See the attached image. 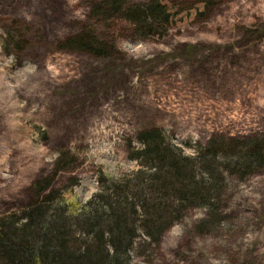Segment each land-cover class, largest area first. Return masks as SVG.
I'll list each match as a JSON object with an SVG mask.
<instances>
[{
    "label": "rangeland",
    "instance_id": "obj_1",
    "mask_svg": "<svg viewBox=\"0 0 264 264\" xmlns=\"http://www.w3.org/2000/svg\"><path fill=\"white\" fill-rule=\"evenodd\" d=\"M91 1L0 0V216L20 215L45 177L53 208L75 215L100 176L140 168L130 155L143 130L188 155L213 136L264 138V0H202L142 40L120 19L88 25L114 42L109 57L61 45L90 21ZM60 152L68 169L54 176ZM225 185L221 216L189 206L158 243L138 219L129 263L264 264V168Z\"/></svg>",
    "mask_w": 264,
    "mask_h": 264
},
{
    "label": "trees",
    "instance_id": "obj_2",
    "mask_svg": "<svg viewBox=\"0 0 264 264\" xmlns=\"http://www.w3.org/2000/svg\"><path fill=\"white\" fill-rule=\"evenodd\" d=\"M200 1L187 9L169 0H93L91 22L87 20L61 45L109 57L116 53L114 42L102 41L101 31H88V25L109 26V20L120 19L138 39L162 36L184 14L198 9L195 5ZM138 139L142 146L130 158L140 168L119 180L100 176V190L73 216L65 215L63 207L53 208L52 196L58 197L52 190L54 178L37 181L35 201L14 218L0 216V260L5 264H130L138 219L145 234L158 243L189 206L207 207L221 216L217 206L227 176L242 179L264 168L261 137L213 136L194 155L173 144L160 128L143 130ZM57 160L54 176L68 169L63 157Z\"/></svg>",
    "mask_w": 264,
    "mask_h": 264
}]
</instances>
